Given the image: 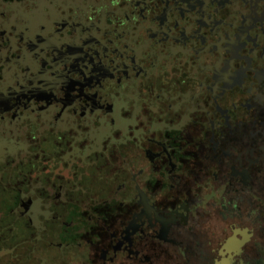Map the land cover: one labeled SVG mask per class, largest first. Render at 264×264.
Wrapping results in <instances>:
<instances>
[{
	"label": "flooded vegetation",
	"instance_id": "flooded-vegetation-1",
	"mask_svg": "<svg viewBox=\"0 0 264 264\" xmlns=\"http://www.w3.org/2000/svg\"><path fill=\"white\" fill-rule=\"evenodd\" d=\"M0 264H264V0H0Z\"/></svg>",
	"mask_w": 264,
	"mask_h": 264
}]
</instances>
